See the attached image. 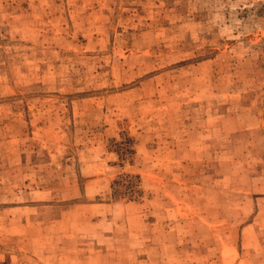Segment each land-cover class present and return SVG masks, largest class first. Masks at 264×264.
I'll return each instance as SVG.
<instances>
[{"label":"rangeland","instance_id":"rangeland-1","mask_svg":"<svg viewBox=\"0 0 264 264\" xmlns=\"http://www.w3.org/2000/svg\"><path fill=\"white\" fill-rule=\"evenodd\" d=\"M0 264H264V0H0Z\"/></svg>","mask_w":264,"mask_h":264}]
</instances>
